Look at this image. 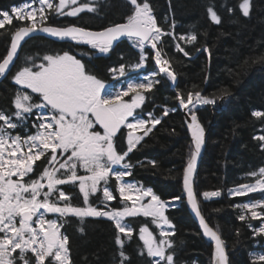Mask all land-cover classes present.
I'll list each match as a JSON object with an SVG mask.
<instances>
[{
    "label": "snow or ice",
    "instance_id": "snow-or-ice-1",
    "mask_svg": "<svg viewBox=\"0 0 264 264\" xmlns=\"http://www.w3.org/2000/svg\"><path fill=\"white\" fill-rule=\"evenodd\" d=\"M127 3L131 6V14L126 17V22L102 31L74 25H48L49 14L76 17L84 11H97L96 7L89 3L79 4L78 0H31L13 6L10 9L12 14L0 11V29L12 25L14 20L21 22L15 27L9 51L0 59V80L14 67L18 50L26 38L46 34V38L64 42L71 49L45 54L39 60L26 57L25 66L12 76L14 84L19 86L13 99L15 111L11 114L0 111V234H3L0 235V264H72L69 238L61 231L67 217L78 218L81 224L87 217L111 221L117 230L115 243L120 249L119 264H125L129 257L124 252L126 241L120 234L130 241L133 228L125 223V219L140 216L151 217V222L159 229V240L147 226L139 229V239L143 241L146 254L153 258L151 264H174V253L168 251L174 247L169 239L175 235L174 225L165 213L178 205L161 200L150 187L125 180L132 175L133 167L126 162L127 157L161 123V118L151 112L146 114L147 118L143 112H137L145 102L144 93L151 92L159 81L145 76L140 80L122 81L119 87H113L87 71L86 64L78 56L91 59L106 55L114 44L126 40L139 50V62L131 66L132 71L144 66L148 58L145 49L148 48L154 50L159 72L174 84L176 74L171 70L169 59L163 57V48L158 49L157 45L163 36L196 45L198 36L190 33L177 37L174 22L172 30L164 31L158 26L148 0H127ZM239 9L248 17L251 0H242ZM206 11L212 23L221 24L214 6L209 5ZM25 21L30 23H23ZM85 46L87 51L83 50ZM175 50L185 57L190 55L180 43L175 44ZM200 50L196 48V51ZM203 50L208 51L207 48ZM258 62H264V56L258 58ZM109 71L111 79L116 81L128 75L123 64ZM230 95L227 90H223L220 97L189 91L186 97L179 93L175 97L179 107L190 116V122L186 123L192 139L190 156L183 171V190L191 211L199 219L203 235L214 242L212 264H229V258L225 242L202 215L198 194L194 190L197 160L205 143V129L197 118L196 109L216 105L217 99ZM125 97H131V100H125ZM169 111L176 109L164 108L163 116H168ZM33 115L35 132L29 133L26 125ZM252 116L264 119V111H253ZM17 128H23L29 134H14ZM121 129H126V133ZM124 139L126 150L118 151V141ZM254 139L264 142V134ZM261 148L264 149V143ZM46 156V166L38 176L25 180L33 173L36 162ZM149 163L155 167V161ZM81 169L83 174H79ZM248 176L255 178V182L229 189V197L254 192L264 194V167L248 173ZM113 177L122 209L109 207V202L117 199L108 186ZM64 185L77 188L78 193L59 187ZM98 192L101 195L90 203V197ZM74 195L82 196L84 206L73 204ZM221 195L220 190L202 193L205 201ZM180 199V196L173 198ZM234 207L241 209L240 221L248 220L249 213L251 220H260L262 226L253 228L249 223L248 227L253 228L255 235L264 236V211L257 210H264V196L256 201L237 203ZM48 214L55 216L49 219L46 218ZM80 231L83 232L82 227ZM140 255L144 252L141 251ZM253 264H264V255L255 256Z\"/></svg>",
    "mask_w": 264,
    "mask_h": 264
},
{
    "label": "trees",
    "instance_id": "trees-1",
    "mask_svg": "<svg viewBox=\"0 0 264 264\" xmlns=\"http://www.w3.org/2000/svg\"><path fill=\"white\" fill-rule=\"evenodd\" d=\"M25 2L31 0H0V11L10 12L13 6H20ZM148 2L159 27L170 31L174 22L177 37L195 33L198 42L196 45H189L163 36L158 43L157 48H163L162 55L169 59L171 70L176 74L174 88L166 75L157 70L154 53L150 49L145 50L148 58L144 66L132 71L131 66L139 62V50L126 40L120 41L106 58L87 57V71L113 87H117L122 81L140 80L145 76H152L159 81L151 92L144 93L145 102L137 112H143L145 118L151 112L161 118V123L127 157L126 162H130L133 167L132 175L125 177V180L152 188L164 201H173L174 197L180 196L178 206L169 208L165 213L174 225L175 235L169 238L174 247L168 250L169 253H174V264H212L213 246L203 238L185 203L182 177L192 143L184 115L175 97L177 93L186 97L189 91L220 97L222 91L227 90L231 95L217 99L216 105H203L196 109L197 118L208 134L195 189L205 219L225 242L229 264H253L255 256L264 255V236H257L253 232V228L262 226V222L251 220L250 213L248 220L240 221L238 217L241 209L234 205L256 201L264 194L254 192L247 196L229 197L227 193L229 189L243 183H254L255 178L248 176V173L264 167V149L261 148L264 142L254 139L255 136L264 134V119L252 116L253 111H264V62H258V58L264 56V0H251L248 17L243 16L239 9L242 0ZM78 3H89L97 11H84L76 17H56L55 14H49L48 25H75L89 30H102L125 22L126 17L131 14V6L125 0H79ZM209 5L214 6L221 17V24L216 25L210 21L206 11ZM20 23L14 20L12 25L0 29V59L6 56L15 27ZM23 23L27 24L29 21ZM176 43H180L190 55L185 57L183 53L176 51ZM197 47L201 50L196 51ZM204 48L208 51H204ZM64 50L71 51L64 42L35 37L23 46L17 60L21 68L25 66L26 57L39 60L45 54ZM83 50L87 51V46ZM122 64L126 66L128 75L121 77L119 81L112 80L109 69L118 68ZM17 88L8 78L0 82V111L9 114L15 111L13 99ZM164 108H175L176 111H169L168 116H163ZM33 120L34 115L28 121L29 133L35 132L32 128ZM123 132L126 133V130ZM29 133L21 131L19 134ZM126 146V139L118 141V151L126 150ZM46 160L47 156L37 161L33 173L30 177H25V180L36 178L46 166ZM150 161L156 162L155 167ZM79 174H83L82 169ZM108 186L117 197L115 201L109 202V207L122 209L114 177ZM59 187L67 192L78 193L77 188L69 185ZM216 190L222 192L221 197L208 201L203 199V192ZM100 195L98 192L90 197V203ZM73 204L84 206L82 196L74 195ZM48 218L54 216L49 215ZM151 219L143 216L125 219V223L133 228L130 241L120 234L126 241L124 252L129 257L125 264H151L153 258L147 256L143 241L139 239V229L144 226L160 239L159 229ZM249 223L253 228L248 227ZM81 227L83 232L80 231ZM61 231L69 238L72 264H119L120 249L115 243L117 230L111 221L87 217L81 224L78 218L67 217ZM141 251L144 255H140Z\"/></svg>",
    "mask_w": 264,
    "mask_h": 264
},
{
    "label": "water",
    "instance_id": "water-1",
    "mask_svg": "<svg viewBox=\"0 0 264 264\" xmlns=\"http://www.w3.org/2000/svg\"><path fill=\"white\" fill-rule=\"evenodd\" d=\"M125 1L127 2V0H125ZM125 22H126V21H125ZM51 26H52V25H51ZM74 26H75V25H74ZM55 27H60V26H55ZM87 30H89V29H87ZM102 30H104V29H102ZM102 30H91V31H102ZM35 37H42V38H45V39H48V40H54V38H46V34L34 35V38H35ZM31 39H32V38H30V39H29V38H26V40H25L24 42L21 43V48L18 50L17 58L14 60V65H15V62L17 61V59H18V57H19V55H20V52H21L23 46H24L29 40H31ZM121 41H122V40H121ZM118 43H119V42H118ZM118 43H117V44H118ZM10 44H11V43H10ZM117 44H114V47H115ZM114 47H113V48H114ZM9 49H10V47H9ZM146 49H148V48H146ZM8 51H9V50H8ZM152 51H153V53H154V50H152ZM12 69H13V67H12ZM12 69H11V71H12ZM11 71H10V73H11ZM10 73H9V74H10ZM9 74H8V75H9ZM161 74H163V73H161ZM8 75H7V76H8ZM7 76H6L4 79H6ZM4 79L0 80V82L3 81ZM172 87H173V88L175 87V83L172 85ZM180 109H181V111H182V113H183V115H184L185 123H186V121H187V122H190V116L188 115V113H187L183 108L180 107ZM186 125H187V123H186ZM187 129H188V127H187ZM204 129H205V128H204ZM123 130H124V129H121V131H123ZM188 132H189V137H190V140H191V143H192L191 133H190L189 130H188ZM207 134H208V131L205 129V143H204V145H203V147H202V149H201L200 157H199L198 160H197L196 173H195V176H194V190H195V192H196V189H195L196 178H197V175H198V171H199V167H200L201 161H202L203 156H204L205 151H206V146H207ZM118 137H119V134H118ZM183 191H184V190H183ZM184 198H185V203H186V206H187V208H188L189 214L191 215L193 221L197 224L198 229L200 230V232H201L203 238L205 239V241L213 246V254H214V242L211 241L208 237H206V236L203 235V229H202V228L200 227V225H199V219H198V218L195 216V214L191 211V207H190V205L187 203V196H186V193H185V192H184ZM197 198H198V197H197ZM198 202H199V199H198ZM199 206H200V203H199ZM200 210H201V208H200ZM201 213H202V211H201ZM202 215H203V213H202ZM203 216H204V215H203ZM205 220H206V219H205ZM206 222H207V220H206ZM207 223H208V222H207ZM209 225H210V224H209ZM221 239H222V238H221ZM225 250H226V248H225ZM226 254H227V250H226ZM227 256H228V254H227Z\"/></svg>",
    "mask_w": 264,
    "mask_h": 264
},
{
    "label": "flooded vegetation",
    "instance_id": "flooded-vegetation-1",
    "mask_svg": "<svg viewBox=\"0 0 264 264\" xmlns=\"http://www.w3.org/2000/svg\"><path fill=\"white\" fill-rule=\"evenodd\" d=\"M73 54H75V53H73ZM111 55V51L108 53V54H106V55H101V56H99V57H103V58H106V57H108V56H110ZM95 57V59H97L98 57H96V56H94ZM78 58H80L86 65H87V62H88V60H86L87 59V57L86 56H78ZM20 68V64L18 63V60L15 62V65H14V67H13V69H12V71H11V73L7 76V78L10 80V82L13 84V85H15L14 84V82H13V80H12V76L14 75V73H15V71H16V69H19ZM86 70H87V67H86ZM17 86V85H16ZM19 87V86H18ZM36 123H39V121H36ZM26 126H28V123H27V125ZM126 130V129H125ZM10 131H13V130H10ZM21 131H23L24 132V129L23 128H17L16 130H14V133L16 132V133H20ZM102 131V130H101ZM124 131V130H123ZM122 131V132H123ZM25 133V132H24Z\"/></svg>",
    "mask_w": 264,
    "mask_h": 264
},
{
    "label": "rangeland",
    "instance_id": "rangeland-1",
    "mask_svg": "<svg viewBox=\"0 0 264 264\" xmlns=\"http://www.w3.org/2000/svg\"><path fill=\"white\" fill-rule=\"evenodd\" d=\"M78 2H79V0H78ZM10 14H12L11 12H10ZM30 23V22H29ZM154 63H155V59H154ZM155 65H156V63H155ZM157 66V65H156ZM158 69V68H157ZM120 86V84L117 86V87H119ZM126 100V99H125ZM129 100H131V98L129 99ZM137 135H143V133H137ZM117 167H119V166H117ZM15 179V178H14ZM219 198V197H218ZM212 199H217L216 197H214V198H212ZM211 199V200H212ZM145 202H147V200L145 201ZM171 203H173V204H175V205H177V203H178V201H176V200H173V201H170ZM258 210V209H257ZM46 218H48V216H46ZM90 218H92V217H90ZM156 259H158V258H156Z\"/></svg>",
    "mask_w": 264,
    "mask_h": 264
},
{
    "label": "bare ground",
    "instance_id": "bare-ground-1",
    "mask_svg": "<svg viewBox=\"0 0 264 264\" xmlns=\"http://www.w3.org/2000/svg\"><path fill=\"white\" fill-rule=\"evenodd\" d=\"M146 50V49H145Z\"/></svg>",
    "mask_w": 264,
    "mask_h": 264
}]
</instances>
